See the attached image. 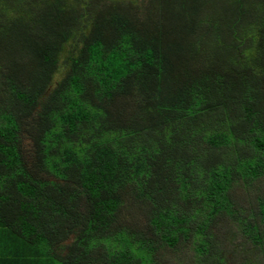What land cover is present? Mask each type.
<instances>
[{"label":"trees","instance_id":"16d2710c","mask_svg":"<svg viewBox=\"0 0 264 264\" xmlns=\"http://www.w3.org/2000/svg\"><path fill=\"white\" fill-rule=\"evenodd\" d=\"M231 262L264 264V0H0V264Z\"/></svg>","mask_w":264,"mask_h":264},{"label":"rangeland","instance_id":"374dc122","mask_svg":"<svg viewBox=\"0 0 264 264\" xmlns=\"http://www.w3.org/2000/svg\"><path fill=\"white\" fill-rule=\"evenodd\" d=\"M26 143H28V141H25V144H26ZM27 145H28V144H26V146H27ZM231 263L234 264V262H231Z\"/></svg>","mask_w":264,"mask_h":264}]
</instances>
